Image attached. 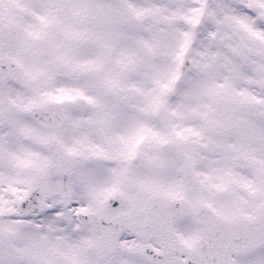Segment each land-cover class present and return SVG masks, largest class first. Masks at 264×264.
<instances>
[{"label": "snow or ice", "instance_id": "obj_1", "mask_svg": "<svg viewBox=\"0 0 264 264\" xmlns=\"http://www.w3.org/2000/svg\"><path fill=\"white\" fill-rule=\"evenodd\" d=\"M0 264H264V0H0Z\"/></svg>", "mask_w": 264, "mask_h": 264}]
</instances>
